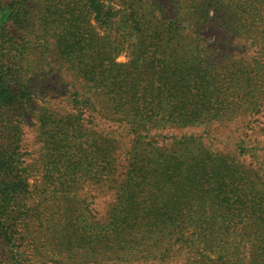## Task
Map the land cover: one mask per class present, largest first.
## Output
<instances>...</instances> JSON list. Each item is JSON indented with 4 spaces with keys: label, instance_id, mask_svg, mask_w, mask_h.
<instances>
[{
    "label": "trees",
    "instance_id": "16d2710c",
    "mask_svg": "<svg viewBox=\"0 0 264 264\" xmlns=\"http://www.w3.org/2000/svg\"><path fill=\"white\" fill-rule=\"evenodd\" d=\"M103 3L0 0V105L22 111L32 105L33 85L44 73V26L56 44H72L67 69L93 100L104 103L106 114L128 128L133 140H148L144 154L163 153L150 134L160 123L168 129L211 126L245 116L236 156L208 152L201 141L211 137L208 131L179 138L181 144L202 143L196 156L139 158L136 174L122 184V195L131 197L120 211L125 219L143 220L128 219L120 232L146 234L150 245L127 256L132 259L165 262L182 253V264H264V123L255 124L264 118V0H123L119 10L112 0ZM69 16L74 25L66 23ZM91 17L111 27L109 42L93 32ZM212 31L217 36L211 39ZM222 47L239 57L221 56ZM124 48L129 60L117 63ZM88 102L85 107L96 111ZM75 111L71 119L92 122ZM259 125L261 140L252 138ZM90 131L95 145L111 139ZM71 135L68 142L75 141ZM15 166L0 162V170ZM23 184L20 175L15 183L0 184V239L12 255L6 264L26 263L8 215L11 207L23 222L29 215Z\"/></svg>",
    "mask_w": 264,
    "mask_h": 264
},
{
    "label": "rangeland",
    "instance_id": "374dc122",
    "mask_svg": "<svg viewBox=\"0 0 264 264\" xmlns=\"http://www.w3.org/2000/svg\"><path fill=\"white\" fill-rule=\"evenodd\" d=\"M100 1L103 3L104 0ZM112 1V7L119 10L116 6L123 0ZM103 4L108 5V1ZM69 18L66 23L74 25V18ZM93 18L89 20L91 29L101 43L109 42L113 37L111 27ZM60 19L64 21V17ZM46 31L44 26L40 27L39 33L45 37L40 50L44 73L43 78L33 85L32 105L23 111L18 106L0 105V162L16 164L13 169L6 167L0 170V184L15 183L18 175L23 178L25 190L21 196L29 215L23 222L17 212H12V207L8 215L17 246L26 259L25 264H182V253L165 262L127 257L150 243L144 233L120 232L121 225L129 223L128 219L143 220V215L127 219L121 215V208L131 197L122 195V184L127 175L136 174L135 162L140 159L196 156L202 143L209 148L208 152L236 156L235 142L245 135L240 127L246 117L241 116L230 124L169 129L160 123L161 126L151 130L150 134L162 145L163 153L144 154L149 150L145 146L148 140H133L126 132L128 128L106 114L105 104L95 98L93 100L88 88L68 71L67 52H70L72 44L68 48L64 44L60 46L45 36L48 35ZM212 36H217L215 31L211 32V39ZM237 43L233 41L234 45ZM221 52V56L234 54L239 57L235 54L237 50L230 48L222 47ZM128 60L126 48L115 59L121 64ZM90 98L96 111L91 112L85 107ZM75 110L85 112L87 115L82 116L91 118L92 122L71 119L70 115ZM262 123L264 118L255 124ZM262 128L259 125L252 138L261 140ZM90 130L97 132L94 136L111 139L102 146L99 143L95 145L94 139L88 138L93 134ZM71 131L75 141L68 142L65 136ZM208 131L213 133L210 138L201 140L202 143L190 140L181 144L179 141L183 136H192L193 139L205 137ZM242 162L245 170L249 169L248 160L243 159ZM122 234L129 235L128 240ZM5 244L0 239V264H6L8 256H12L7 254Z\"/></svg>",
    "mask_w": 264,
    "mask_h": 264
}]
</instances>
